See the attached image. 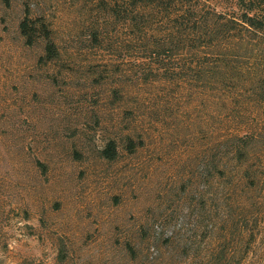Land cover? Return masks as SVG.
Returning <instances> with one entry per match:
<instances>
[{"label": "rangeland", "instance_id": "1", "mask_svg": "<svg viewBox=\"0 0 264 264\" xmlns=\"http://www.w3.org/2000/svg\"><path fill=\"white\" fill-rule=\"evenodd\" d=\"M242 14L0 0V264H264V30Z\"/></svg>", "mask_w": 264, "mask_h": 264}, {"label": "trees", "instance_id": "2", "mask_svg": "<svg viewBox=\"0 0 264 264\" xmlns=\"http://www.w3.org/2000/svg\"><path fill=\"white\" fill-rule=\"evenodd\" d=\"M188 1L192 2L193 0ZM237 6L243 9V14L241 15L243 21L248 23L253 28L264 30V0H237ZM32 24L34 26L35 23H33L29 16H26L20 25V30L26 37L29 45L34 43ZM41 29L43 31L44 38L47 40L43 59L44 61H52L58 55L57 47L50 37L49 27L42 23ZM103 155L107 159H114L116 157L117 152L114 141L109 142L103 151Z\"/></svg>", "mask_w": 264, "mask_h": 264}]
</instances>
